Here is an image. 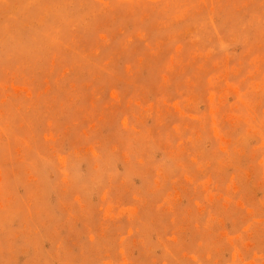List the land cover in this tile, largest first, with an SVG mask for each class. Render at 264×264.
I'll use <instances>...</instances> for the list:
<instances>
[{
  "label": "rangeland",
  "instance_id": "374dc122",
  "mask_svg": "<svg viewBox=\"0 0 264 264\" xmlns=\"http://www.w3.org/2000/svg\"><path fill=\"white\" fill-rule=\"evenodd\" d=\"M0 264H264V0H0Z\"/></svg>",
  "mask_w": 264,
  "mask_h": 264
}]
</instances>
